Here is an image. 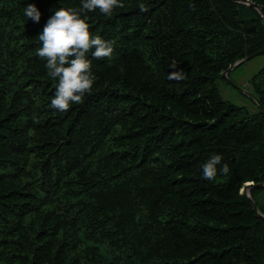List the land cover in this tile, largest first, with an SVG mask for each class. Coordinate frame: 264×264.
<instances>
[{"label": "trees", "instance_id": "trees-1", "mask_svg": "<svg viewBox=\"0 0 264 264\" xmlns=\"http://www.w3.org/2000/svg\"><path fill=\"white\" fill-rule=\"evenodd\" d=\"M79 3L0 0V264H264V218L241 190L264 182V111L218 83L264 47L261 13L239 0L88 12L114 52L92 58V90L60 111L38 34ZM250 83L264 108V66ZM214 153L230 170L207 180ZM253 195L264 213V187Z\"/></svg>", "mask_w": 264, "mask_h": 264}, {"label": "clouds", "instance_id": "clouds-1", "mask_svg": "<svg viewBox=\"0 0 264 264\" xmlns=\"http://www.w3.org/2000/svg\"><path fill=\"white\" fill-rule=\"evenodd\" d=\"M125 0H80L79 6L65 5L56 9L38 34L40 47L37 55L46 58L47 74L55 78V93L49 106L64 111L80 102L92 90L95 74L92 58L112 57L114 43L90 31L88 12L99 10L111 15L114 9L124 7ZM144 9V3L139 5ZM27 20L39 22L42 12L35 2L23 8ZM175 75L173 73L169 78ZM176 78H180L178 75ZM37 119V117H33ZM230 166L223 162L221 153L210 155L201 165V175L212 180L218 174H227Z\"/></svg>", "mask_w": 264, "mask_h": 264}, {"label": "rangeland", "instance_id": "rangeland-1", "mask_svg": "<svg viewBox=\"0 0 264 264\" xmlns=\"http://www.w3.org/2000/svg\"><path fill=\"white\" fill-rule=\"evenodd\" d=\"M263 66L264 54H260L232 70L229 73V79L227 77L219 79V89L222 96L236 103L237 105H247L248 107H252L254 101L237 85L241 86L242 88L249 89L253 92V85L250 83V78L254 74H256ZM247 74L249 77H247L246 79H239L243 78ZM232 82L236 83L237 85ZM241 190L245 192V187H243Z\"/></svg>", "mask_w": 264, "mask_h": 264}, {"label": "water", "instance_id": "water-1", "mask_svg": "<svg viewBox=\"0 0 264 264\" xmlns=\"http://www.w3.org/2000/svg\"><path fill=\"white\" fill-rule=\"evenodd\" d=\"M239 1H242V2H245V3H248L252 6H254L260 13L261 15L263 16L264 18V10H263V6L261 4H257L256 2L252 1V0H239ZM264 53V47L254 51L253 53H250L238 60H236L232 65H230L226 70L223 71V76L224 77H227L228 79L230 78L229 77V73L234 70L236 67H238L239 65L245 63L246 61L252 59L253 57L257 56V55H260V54H263ZM231 80V79H230ZM232 81V80H231ZM234 83V82H232ZM236 84V83H234ZM237 85V84H236ZM238 87H240V89H242V91H244L246 94H248L251 99L256 103V105L264 111V108L262 107L261 104L258 103L256 97L251 93V91L249 89H245V88H242L241 86L237 85ZM245 192L247 193L248 197L250 198L251 202H252V206L256 212V214L258 216H261L264 218V213H262L258 207V202L257 200L255 199L254 195H253V188H261V187H264V182H258V183H255L254 181H251V182H247L245 184Z\"/></svg>", "mask_w": 264, "mask_h": 264}, {"label": "crops", "instance_id": "crops-1", "mask_svg": "<svg viewBox=\"0 0 264 264\" xmlns=\"http://www.w3.org/2000/svg\"><path fill=\"white\" fill-rule=\"evenodd\" d=\"M237 76H238V73H237ZM247 77H249L248 74L244 76L243 78H239V79H244V78L246 79Z\"/></svg>", "mask_w": 264, "mask_h": 264}]
</instances>
